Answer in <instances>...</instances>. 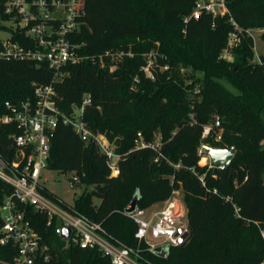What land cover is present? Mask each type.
I'll return each instance as SVG.
<instances>
[{"label":"trees","instance_id":"1","mask_svg":"<svg viewBox=\"0 0 264 264\" xmlns=\"http://www.w3.org/2000/svg\"><path fill=\"white\" fill-rule=\"evenodd\" d=\"M5 1L0 0V29L32 44L24 31L2 24L10 19ZM194 2L82 0V23L69 38L87 59L67 65L63 78L53 82L45 62L0 58V116L7 112L6 101L33 99L35 84L53 83L64 114L88 94L82 118L94 134H104L114 145L119 173L111 175L95 142L81 140L59 122L50 133L47 167L74 173L77 186H84L72 203L76 211L101 224L113 238L140 248L143 264H264V54L251 62L253 39L238 34L234 59L220 58L232 30L230 17L244 33L264 29V0H226L229 14H203L184 23ZM121 51L133 55L117 61L106 55ZM150 51L156 56L153 80L140 68L142 54ZM114 63L119 67L110 70ZM163 66L167 69H160ZM215 117L219 126L201 138L203 126ZM218 129L221 140L214 142ZM137 132L146 141L158 134V151L136 148ZM17 133L15 124L0 123V154L8 160L15 157L11 136ZM201 143L234 147L235 154L224 169L208 168L199 164ZM174 190L183 194L188 237L169 245L161 257L138 244L136 225L125 208L135 195L137 206L148 208ZM10 191L0 179V204ZM42 191L59 198L47 188ZM24 209L48 254L36 264H109L97 248H80L62 239L56 220L48 223L31 206ZM16 252L12 243L0 246V264H9Z\"/></svg>","mask_w":264,"mask_h":264},{"label":"built area","instance_id":"2","mask_svg":"<svg viewBox=\"0 0 264 264\" xmlns=\"http://www.w3.org/2000/svg\"><path fill=\"white\" fill-rule=\"evenodd\" d=\"M81 7L82 0H6L5 13L10 15V20L16 21L15 29L24 31L32 44L21 43L13 34H9L10 31H6L9 35L0 37V58L45 62L53 71V82L62 79L67 65L78 64L87 59L78 53L79 45L73 44L69 38V35L79 30L82 23ZM203 14L211 18L229 14L226 0H195L191 13L184 17L183 22L187 23L190 18L199 19ZM229 20L232 30L228 33L227 44L220 54L222 59H229L228 52L237 45L238 34L242 31L232 17ZM106 55L111 57V61H117L123 52H106ZM149 55L141 70L147 78L153 80L156 56L154 51H150ZM160 69L166 70L167 66ZM57 100L53 83L35 84L33 99L17 104L6 101L4 106L7 112L0 116V123H13L18 129V133L11 136L16 148L14 159L8 160L0 154V179L11 188L0 204V246L12 243L17 250L9 264H36L39 258L48 259L46 246L25 213L26 206L44 214L48 223L56 220L59 230L69 228L67 240L70 239L80 248H97L109 258V264H143L140 248L128 246L113 238L101 224L76 211L72 204L43 193L42 189L46 187L42 179L45 170H49L50 133L59 122L69 125L81 140L95 142L106 156L111 175L117 176L119 173V154L114 151V145L107 142L104 134H94L82 118L85 106L90 103V96L84 94L80 105L72 106L69 114H64L58 108ZM218 126L219 120L215 117L213 122L203 126L201 138L208 136ZM220 140L221 129H218L213 141ZM203 145L208 144L201 143L197 147L199 164L224 169L226 166L223 164L214 167ZM135 147L158 151L160 136L155 134L153 140L146 141L141 132H137ZM157 159L158 157L155 161ZM62 175L66 177L69 188L77 187L79 180L74 173ZM179 191L181 190H174L157 209L152 206H137L131 214L125 212L136 225L134 237L145 249L159 252L186 239L179 242L180 237L188 232L185 206L177 198ZM235 210L238 211V208Z\"/></svg>","mask_w":264,"mask_h":264},{"label":"rangeland","instance_id":"3","mask_svg":"<svg viewBox=\"0 0 264 264\" xmlns=\"http://www.w3.org/2000/svg\"><path fill=\"white\" fill-rule=\"evenodd\" d=\"M2 24H4L5 26H10L15 31L18 30V29H15L16 28V21H12V20L9 19L8 21H3ZM6 31L9 32V30L0 29V37H7L9 34H13L11 31H10L9 34ZM263 32H264L263 28H253V29L247 30V32H245V33L242 30L241 33H240V34H249L252 37V39H253V50H252L253 55H252V57L250 59L251 62H258L259 55L260 54H264V40L261 38V35H262ZM236 46L237 45H235L231 49V51L228 52L230 60H233L234 57H235L234 49L236 48ZM149 53L150 52H146V53L142 54V57H143V60H144V64L149 59L148 57H150ZM124 54H126L127 56H132L133 55V53H131L130 51L129 52H125ZM124 54L122 56H124ZM229 59H226V60H229ZM104 63H105L104 61H101L100 64H104ZM109 66H110L109 68H111L112 70H116L119 67V64L114 63V64H109ZM143 75H144L145 78H147L145 76L144 72H143ZM134 80H137V77H135ZM132 87L135 88L134 85ZM202 161H204V159ZM42 181H43L44 186L48 190H50L56 196H58L59 198L63 199L64 201L68 202L69 204H72L74 198H76L84 189L83 185L77 186L76 188H72V189L69 188V186L67 184L66 177L63 176L61 173L53 171V170H45L44 177H43ZM177 198L184 205L182 191H179V195L177 196ZM93 202L94 203H98L99 200L97 198H94ZM161 203L162 202L154 203L151 206L154 207L153 209H157L158 207L161 206ZM184 211H185V214H186L187 213L186 208L184 209ZM186 219H187V216H186Z\"/></svg>","mask_w":264,"mask_h":264},{"label":"water","instance_id":"4","mask_svg":"<svg viewBox=\"0 0 264 264\" xmlns=\"http://www.w3.org/2000/svg\"><path fill=\"white\" fill-rule=\"evenodd\" d=\"M91 142H93L91 140ZM203 148L205 152L209 155L210 160L212 161L214 167L218 165H229L232 157L235 154V148L230 147V148H225V147H212L210 145H203ZM233 171V170H231ZM138 203V196L135 195L130 203L126 206L125 212L128 214H131L135 208L137 207ZM59 235L61 236L62 239L67 240L70 234V229L65 227L60 230H58ZM188 237V232H185L179 239V242L184 240L185 238ZM159 256L165 257L167 255V248L162 249L161 251L157 252Z\"/></svg>","mask_w":264,"mask_h":264}]
</instances>
